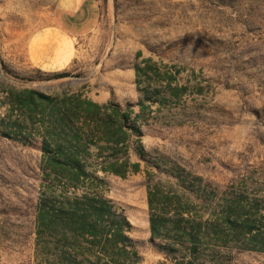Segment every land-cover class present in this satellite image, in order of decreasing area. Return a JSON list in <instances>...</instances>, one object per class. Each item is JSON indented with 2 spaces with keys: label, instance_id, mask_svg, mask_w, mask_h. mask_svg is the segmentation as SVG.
<instances>
[{
  "label": "rangeland",
  "instance_id": "obj_1",
  "mask_svg": "<svg viewBox=\"0 0 264 264\" xmlns=\"http://www.w3.org/2000/svg\"><path fill=\"white\" fill-rule=\"evenodd\" d=\"M70 1L0 0V264H48L35 233L43 185H53L54 195L86 192L121 207L132 225L137 264H170L149 242L148 184L176 193L203 221L250 218L261 227L264 0H95L97 27L82 38L65 36L54 23V15ZM54 42L71 51L62 67L53 55L42 54ZM135 68L140 69L138 83ZM35 70L68 76L28 82ZM27 90L51 97L56 108L28 102ZM147 92L157 102L146 101ZM64 94L106 97L121 111L131 105L146 161L138 158L137 139L131 136L128 162L139 163V173L122 178L93 171L98 162L91 158L93 177L85 189L43 181L39 138L22 145L2 131L40 120L36 135L48 132L57 139L54 127L61 122L55 113ZM20 98L26 105L21 114L16 109ZM175 170L193 183L192 192L169 176ZM259 230L237 242L228 230L226 247L216 250L222 264H264Z\"/></svg>",
  "mask_w": 264,
  "mask_h": 264
},
{
  "label": "trees",
  "instance_id": "obj_2",
  "mask_svg": "<svg viewBox=\"0 0 264 264\" xmlns=\"http://www.w3.org/2000/svg\"><path fill=\"white\" fill-rule=\"evenodd\" d=\"M139 70L135 68L136 83ZM67 76L66 72L35 70L34 77L26 80L39 82ZM23 94L32 104L57 106L51 97L42 93L27 90ZM22 99L16 105L20 114L26 106ZM145 99L150 103L157 102L148 92ZM61 102V108L55 113L61 122L54 127L57 139L48 132L36 135L34 130L40 120H34L27 127L13 123L2 131L3 136L22 145L30 144V138H39L40 170L45 183L64 182L66 189H85V182L93 177V172L89 171L91 158L98 162V168L93 171L122 178L128 173L140 172L139 163L128 162L131 136L137 139L138 158L146 161L145 152L138 143L142 132L136 126V120L131 118V105L126 104L125 110L121 111L112 102L100 105L77 94H64ZM137 104L143 106L142 101ZM39 116L41 120L45 117L42 112ZM154 168L160 170V167ZM169 176L182 190L192 192L193 183L188 182L179 170L171 171ZM43 188L36 204L35 233L37 247L42 256L48 258V264H137L139 256L129 236L132 225L121 207L95 194L83 192L66 197L54 195L53 185H43ZM147 205L149 242L170 264H222L216 250L226 247L228 230L235 242L242 234L252 235L253 230L258 229L256 238L264 237V223L258 227L250 218L243 223L227 216L203 221V216L188 202L172 191L164 193L158 183L148 184ZM250 244L256 245V242ZM260 250L264 252V247Z\"/></svg>",
  "mask_w": 264,
  "mask_h": 264
},
{
  "label": "crops",
  "instance_id": "obj_3",
  "mask_svg": "<svg viewBox=\"0 0 264 264\" xmlns=\"http://www.w3.org/2000/svg\"><path fill=\"white\" fill-rule=\"evenodd\" d=\"M98 10V4L95 0H72L54 15V23L65 36L82 38L95 31L99 20ZM60 47L61 44L57 42L55 45L50 44L42 50V54L45 56L53 55L52 61L57 66L62 67L71 57V51L69 45L64 46L61 50ZM88 99L100 105L108 102L106 97H103L102 100L92 97H88Z\"/></svg>",
  "mask_w": 264,
  "mask_h": 264
}]
</instances>
